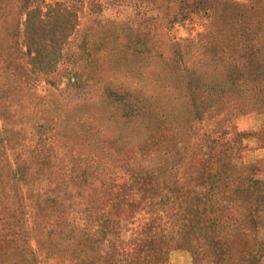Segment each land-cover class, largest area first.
<instances>
[{
	"label": "rangeland",
	"instance_id": "rangeland-1",
	"mask_svg": "<svg viewBox=\"0 0 264 264\" xmlns=\"http://www.w3.org/2000/svg\"><path fill=\"white\" fill-rule=\"evenodd\" d=\"M0 264H264V0H0Z\"/></svg>",
	"mask_w": 264,
	"mask_h": 264
},
{
	"label": "trees",
	"instance_id": "trees-1",
	"mask_svg": "<svg viewBox=\"0 0 264 264\" xmlns=\"http://www.w3.org/2000/svg\"><path fill=\"white\" fill-rule=\"evenodd\" d=\"M77 22L71 23L72 29L76 26ZM41 27L39 26H30V32L34 35L39 31ZM27 50H28V61L30 66L33 69L42 70V71H52L56 68L58 62L61 60L60 54H56L55 50L60 49V43L58 40H38L35 38L28 39L26 41ZM44 51H49V53H44Z\"/></svg>",
	"mask_w": 264,
	"mask_h": 264
}]
</instances>
